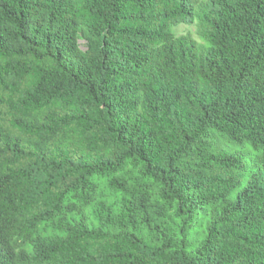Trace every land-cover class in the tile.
<instances>
[{
    "label": "trees",
    "instance_id": "obj_1",
    "mask_svg": "<svg viewBox=\"0 0 264 264\" xmlns=\"http://www.w3.org/2000/svg\"><path fill=\"white\" fill-rule=\"evenodd\" d=\"M0 264H264V0H0Z\"/></svg>",
    "mask_w": 264,
    "mask_h": 264
},
{
    "label": "rangeland",
    "instance_id": "obj_2",
    "mask_svg": "<svg viewBox=\"0 0 264 264\" xmlns=\"http://www.w3.org/2000/svg\"><path fill=\"white\" fill-rule=\"evenodd\" d=\"M175 32L178 35H183V34H191L196 40H198V37L196 35V27L195 25H181L176 28ZM199 41V40H198ZM234 150L239 151V152H244L243 154V163L245 164L246 171H250L251 167L256 160V153L252 151L249 147H245V149H238L237 147H233ZM203 225H202V216H199L193 231L191 232V238L196 239L198 235L201 233L203 230ZM195 246H193L192 249H194Z\"/></svg>",
    "mask_w": 264,
    "mask_h": 264
}]
</instances>
